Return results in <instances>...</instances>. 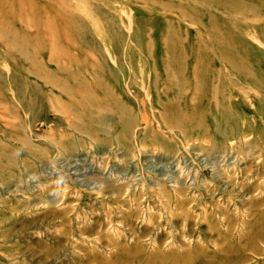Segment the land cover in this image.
Here are the masks:
<instances>
[{"label": "rangeland", "instance_id": "374dc122", "mask_svg": "<svg viewBox=\"0 0 264 264\" xmlns=\"http://www.w3.org/2000/svg\"><path fill=\"white\" fill-rule=\"evenodd\" d=\"M0 264H264V0H0Z\"/></svg>", "mask_w": 264, "mask_h": 264}, {"label": "bare ground", "instance_id": "6f19581e", "mask_svg": "<svg viewBox=\"0 0 264 264\" xmlns=\"http://www.w3.org/2000/svg\"><path fill=\"white\" fill-rule=\"evenodd\" d=\"M13 11V10H12Z\"/></svg>", "mask_w": 264, "mask_h": 264}]
</instances>
